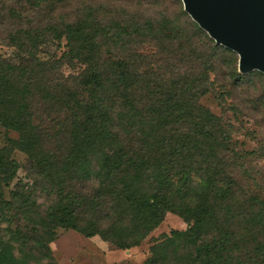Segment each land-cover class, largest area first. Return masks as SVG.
<instances>
[{
    "label": "trees",
    "instance_id": "obj_1",
    "mask_svg": "<svg viewBox=\"0 0 264 264\" xmlns=\"http://www.w3.org/2000/svg\"><path fill=\"white\" fill-rule=\"evenodd\" d=\"M70 1L0 0V43L16 49L0 56V125L18 134L0 147V264H60V228L129 249L167 212L188 226L156 239L142 264H264L257 153L238 151L230 121L200 102L210 74L236 87L260 74L241 72L185 6L188 24L124 25L62 14ZM64 39L76 76L39 55ZM144 42L157 47L148 58ZM15 149L28 181L15 182Z\"/></svg>",
    "mask_w": 264,
    "mask_h": 264
},
{
    "label": "rangeland",
    "instance_id": "obj_2",
    "mask_svg": "<svg viewBox=\"0 0 264 264\" xmlns=\"http://www.w3.org/2000/svg\"><path fill=\"white\" fill-rule=\"evenodd\" d=\"M90 11L108 24L133 25L150 20L159 25L166 19L173 23L188 24L192 20L191 16L184 12L182 0H71L65 4L61 13L80 17ZM65 44V39L60 45L49 43L42 47L39 55L49 61H54V59L60 61L59 69L65 76H76L83 66L79 63L71 65L67 62L64 58L67 50ZM137 47L140 48L139 52L147 58V54L157 50L152 42H144ZM15 52L14 47L0 43L1 57L14 58ZM147 60L142 61L144 66L150 61ZM254 71L260 74V77L252 78L250 84L242 87H236L237 84H234L233 79L227 78L224 71L210 74L214 88L203 96L200 102L216 115L230 121L233 126L234 147L238 151L256 152L257 154L250 158V168L254 173L257 172L260 176H264V160L257 157V155L264 156V72ZM8 136L17 138L18 134L15 131L8 132L0 125V147L7 144ZM13 157L21 165L15 182L20 178L28 181L31 175L28 155L15 149ZM262 178L263 180L258 185H252L251 188L264 194V177ZM6 193L8 194L7 188ZM187 226L182 217L167 212L164 220L140 245L129 249H121L115 243L106 241L99 235L86 237L73 229L60 228L58 237L51 243V247L60 264H142L149 257L150 247L156 239L170 233L173 229H186Z\"/></svg>",
    "mask_w": 264,
    "mask_h": 264
},
{
    "label": "water",
    "instance_id": "obj_3",
    "mask_svg": "<svg viewBox=\"0 0 264 264\" xmlns=\"http://www.w3.org/2000/svg\"><path fill=\"white\" fill-rule=\"evenodd\" d=\"M182 1L217 43L239 54L241 72H264V0Z\"/></svg>",
    "mask_w": 264,
    "mask_h": 264
}]
</instances>
